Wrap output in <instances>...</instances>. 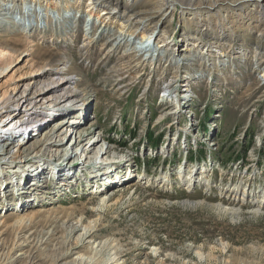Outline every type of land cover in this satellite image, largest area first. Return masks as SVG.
Segmentation results:
<instances>
[{
  "label": "rangeland",
  "instance_id": "rangeland-1",
  "mask_svg": "<svg viewBox=\"0 0 264 264\" xmlns=\"http://www.w3.org/2000/svg\"><path fill=\"white\" fill-rule=\"evenodd\" d=\"M22 1L0 0L8 57H0V99L13 108L0 115V152L8 148L0 156V264H264V205L256 211L253 202L264 194V20L255 12L264 1L236 0L217 13L154 0L150 9L143 0ZM54 80L60 87L42 94ZM24 97L32 104L17 102ZM87 106L75 127L86 125L83 133L112 151L96 159L99 149H89L69 162L66 150H81L71 145L73 125L53 143L43 139L57 119ZM26 123L37 130L25 145L37 146L18 166ZM181 163L189 185L176 173ZM126 168L128 179L94 188L101 174ZM38 175L48 187L34 185ZM133 179L131 190L104 194ZM238 182L252 201L233 199L228 189ZM26 191L42 193L13 199ZM32 209L38 217L26 215Z\"/></svg>",
  "mask_w": 264,
  "mask_h": 264
},
{
  "label": "bare ground",
  "instance_id": "bare-ground-1",
  "mask_svg": "<svg viewBox=\"0 0 264 264\" xmlns=\"http://www.w3.org/2000/svg\"><path fill=\"white\" fill-rule=\"evenodd\" d=\"M25 0H23L22 2L23 3H25L24 2ZM96 1H99V0H96ZM103 1H105V0H103ZM133 2H134V0H132ZM144 2H145V5L146 4H148L147 5V7L150 9L151 8V6H152V4H153V2H152V0H143ZM202 1H206V2H210L209 0H154V2H156V3H159L160 5H161V3H166V4H170V5H173V6H175V4L176 3H178V4H180L182 7H183V9L185 10V9H187V8H189V9H191L192 11H194L193 13H196L199 9V11L201 12V9L202 10H204V8H206V7H204V6H207V7H210V8H212L213 9V13H217L219 10H220V8L221 7H227L229 4H232V3H234L236 0H213V1H216V2H214V3H212V4H209V5H204V3L202 2ZM258 1V3L260 2V1H264V0H253V2H251V3H256ZM6 2V1H5ZM9 2V1H8ZM116 2H119V0H116ZM143 2V3H144ZM44 3V2H43ZM215 3H216V7H214L215 6ZM127 4V3H126ZM14 5H16V4H14ZM223 5H225V6H223ZM260 5V8L261 9H258V10H255V12L256 13H258V14H256V15H259V17H260V19H263L264 20V8H263V6H264V3H263V5L262 4H259ZM117 6V5H116ZM126 7H128V5H126ZM154 10V8H152V10L150 11V12H152ZM148 11V10H147ZM198 11V12H199ZM211 10H208L207 12H210ZM105 13H107V11L105 12L104 11V14ZM210 13H212V12H210ZM88 14L91 16H95L96 17V19H98V20H102V16H99L98 15V12H94L92 9H89L88 10ZM47 15V14H46ZM136 15H137V13H136ZM152 15V16H151ZM157 14H148V13H145V16H150V17H155ZM144 17V16H143ZM208 17V16H207ZM209 18H211V17H209ZM86 22H88L86 25L88 26V28H91L93 25H94V22H93V20L92 19H87V21ZM90 22V23H89ZM123 22V21H122ZM264 22V21H263ZM125 24V23H124ZM189 26H190V24H189ZM188 26V27H189ZM209 26H210V24H209ZM209 26L207 25V23L205 24V29H207V28H209ZM257 26V25H256ZM197 28V26H195V29ZM263 31L264 30V25H263V27H260L259 28V31ZM196 31V30H195ZM189 34V33H188ZM218 34H221V35H223V34H225V35H227V36H230V31L228 30V29H226V30H224L223 28H219V31H218ZM262 34V33H261ZM264 34V33H263ZM258 37V36H257ZM260 39V38H259ZM259 39H257V38H255V40H254V46H255V48L257 49V50H259L260 48V41H259ZM147 40H149V37H148V34H146V33H141V38H140V40H139V42L138 43H140V45L141 44H144L145 42H147ZM147 45H141V47H146ZM224 50V49H223ZM222 50V51H223ZM221 51V52H222ZM223 54H225V51H223L222 52ZM256 53V52H255ZM255 53H254V56H255ZM0 57H2V58H6V60H7V56H6V52H4L2 49L0 50ZM10 58L11 57H9V60H10ZM7 66L6 65H0V72L2 71L3 72V70L6 68ZM53 76H58V77H61V72L59 73V72H57V73H54V74H52L50 77L52 78ZM49 77V79H51ZM52 82H56L55 84V86H53V87H50V88H47L44 92H42V94H44L46 91H50V90H52V91H56L57 90V88H59L60 87V85L62 84V81H56V80H54V81H52ZM167 89V88H166ZM40 95V94H39ZM66 100V99H65ZM87 101V100H86ZM18 103H22V104H25L26 106L27 105H29V104H32V100L31 99H29V98H27V97H24V98H21V99H19L18 101H17ZM74 104H77V103H74ZM34 106V105H33ZM66 107H68V106H66ZM48 110H50L49 108H47ZM81 109V108H80ZM12 110H13V108L11 107V105H10V103L8 102V100H6V99H0V115L2 114V113H4L2 116L4 117V116H7V115H9L11 112H12ZM28 110V109H27ZM84 110L85 111H83V112H81V113H77V111L74 109V111H72V112H75V113H77V115H76V117H74L73 119H68V120H65V118L66 117H61V118H59V119H57V121L59 122V125H58V127L50 134V135H47L46 134V136H45V138L43 139L44 141H43V143H47V145L48 144H50V143H53V142H55L56 141V139L57 138H62V135H63V132H64V130H66V129H68V130H70V128H72V125L75 127V125H79L78 123H80V121L78 120V117L79 116H81V117H85L86 116V114H87V112H88V106L87 107H85L84 108ZM42 110H40V111H31L29 114H28V117L30 116V117H32V116H34L35 118L40 114L39 112H41ZM26 112V111H25ZM85 113V114H84ZM7 114V115H6ZM24 114H26V113H23V115ZM82 114V115H81ZM74 115V114H73ZM81 120V119H80ZM29 125V123H26L25 124V127L26 128H28V129H25L24 131H26V130H28V132H27V136L29 137L28 139L26 138V140H24V142H21V144H20V146L16 149V152L17 153H20V151H19V148H21V152H22V154L23 155H21V159L19 160V164H18V166H22V165H26V163L30 160H28V154H29V152H31V150H32V148L34 149L37 145L36 144H33V145H25L28 141H29V139L33 136V132H34V130H37V128L35 127V129H33V128H31V127H33V126H28ZM15 126V125H14ZM86 125H80V126H76L74 129L77 131V132H79V136H78V139H75V141H74V143L73 144H71V145H77V146H80V152L77 154V152H75L73 155L72 154H70V151L69 150H66V152L64 153V155L66 156V157H69V162L70 161H72V162H75V160L77 161L80 157H81V155H82V153L83 152H87L89 149H93V148H97V149H99V151H98V154L99 153H101V155H99V157L98 158H96V159H99V158H101V159H103V156L105 155V154H107L108 152L110 153V151H112L111 149H109V146L107 145V146H103V144L102 143H99L100 141H102V142H104V139L102 138V137H99L98 135H94L93 137L91 136V137H88V134H86V133H83V131L85 130V127ZM20 132H22V131H20ZM28 133H29V135H28ZM75 134H76V132H75ZM64 136V135H63ZM1 137V136H0ZM64 138V137H63ZM22 143H24V144H22ZM62 143V142H61ZM42 145V144H41ZM72 149V148H71ZM3 150H5L4 152H0V156H1V154L3 155V153L4 154H6L8 151H6V150H8V148L6 147V148H4ZM112 154H113V152H112ZM19 155V154H18ZM17 155V156H18ZM62 156L63 155H61L60 157L62 158ZM16 158V156H13V160ZM70 158H71V160H70ZM22 164V165H21ZM69 165V163L67 164H64V166H65V168L67 167ZM182 165V163L178 166V168H177V170L178 171H176V173L178 174V176H180V180L181 181H183V182H185V180L186 179H188V180H192L191 179V177H192V175H191V173H190V170H188V171H185L184 170V167H182L181 166ZM204 166H206L205 164H203ZM63 166V167H64ZM200 167H197V168H195V170L197 171V172H199L200 170ZM205 168H202L201 169V172L204 170ZM65 170V169H64ZM109 173H107L106 172V174L105 173H103V174H101V176H98L100 179L98 180V187H94V188H100V187H106V186H109V185H113L114 183H117V182H120V181H124V180H126V179H128L129 177H131L132 175H131V169H129V171L127 170V168L124 170V171H122V170H120V171H118V170H114V171H112V172H110V171H108ZM199 173V174H202V173ZM195 174H196V172H194ZM103 175V176H102ZM37 175H35V177H36ZM38 179H39V182H36V183H34V185H36V186H41V187H48L47 185H48V182L50 181V180H47V178H43L42 179V182L40 181L41 180V177H40V175H38ZM95 177V176H94ZM163 177V176H162ZM161 178V177H160ZM67 179H71V177H67ZM142 179V178H141ZM199 179V178H198ZM59 180H61V182H62V178H60ZM100 180H102L101 182H100ZM150 180L151 179H145V181H147V183L148 182H150ZM161 181V180H160ZM192 181H194V178H193V180ZM99 183H101V184H99ZM137 180H135V179H133V180H129L128 182H126L125 184H124V186H120V185H118V186H115V187H113V188H111V189H109L108 191H106V193H104V194H108V195H110V192L112 193V194H117V193H120V192H122V191H125V190H131L134 186H136L137 185ZM239 183V182H238ZM235 184L233 187H229V189L228 190H230L231 191V193H232V197H233V199L234 200H238V201H240V200H242V202H248V201H252V199L251 200H248V199H250L249 197H251V196H255L253 193H251L250 191H249V189L247 188V187H244V188H242L241 186H240V183L239 184ZM185 184V183H184ZM220 186V185H219ZM36 190V189H35ZM261 192V191H260ZM26 194H24V195H18L17 197H15V198H13L14 200H17V201H22V202H29V201H33V200H35L36 199V197H37V195H40V193H42V192H33L32 193V191L30 192V191H26L25 192ZM47 193V192H46ZM93 194H96V192H94ZM121 194V193H120ZM48 196V195H47ZM107 196V195H106ZM93 198H96V196H93ZM103 200V199H102ZM232 200V199H231ZM254 203H255V205H256V211H258L260 208H262L261 206H263L264 205V194H262V195H258V197L253 201ZM27 204V203H26ZM22 205V204H21ZM217 207H221L220 209L221 210H223V211H226V212H228V213H232V212H236V209L234 208V207H229V206H217ZM35 208V207H34ZM37 208V207H36ZM38 211V209H32V210H30V211H28V213H26V215L29 217V218H33V217H35V216H37L38 215V213H36ZM59 212V211H58ZM16 215H18V214H16V213H11L10 214V216L11 217H16ZM43 216V215H42ZM38 217V216H37ZM88 226V225H87ZM83 229V228H82ZM89 229V228H88ZM84 230H85V227H84ZM83 230V231H84ZM83 233V232H82ZM85 233H86V231H85ZM82 235V234H81ZM67 253H64L63 255H59L60 256V258L62 259V257L64 256V255H66ZM114 256H116V255H114ZM63 264H69V262H65V263H63ZM92 264V263H91Z\"/></svg>",
  "mask_w": 264,
  "mask_h": 264
},
{
  "label": "water",
  "instance_id": "water-1",
  "mask_svg": "<svg viewBox=\"0 0 264 264\" xmlns=\"http://www.w3.org/2000/svg\"><path fill=\"white\" fill-rule=\"evenodd\" d=\"M185 202L193 203V202H190V201H184L183 203H185Z\"/></svg>",
  "mask_w": 264,
  "mask_h": 264
}]
</instances>
